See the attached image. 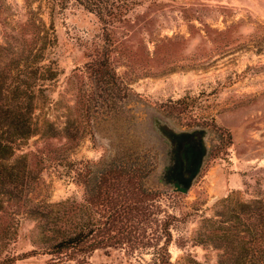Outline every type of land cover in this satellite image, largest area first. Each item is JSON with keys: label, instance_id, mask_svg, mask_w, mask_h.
Masks as SVG:
<instances>
[{"label": "rangeland", "instance_id": "rangeland-1", "mask_svg": "<svg viewBox=\"0 0 264 264\" xmlns=\"http://www.w3.org/2000/svg\"><path fill=\"white\" fill-rule=\"evenodd\" d=\"M104 1L125 8L108 26L75 0H0V74L32 84L34 93L37 132L18 141L14 153L26 156L35 176L28 203L85 208L78 173L108 148L88 110L90 61L110 38L111 64L139 95L136 106L212 130L191 187L163 190L155 202L158 221H170L173 264H215L218 249L194 240L204 218L228 193L264 196V0ZM221 131L231 143L210 157ZM41 242L38 219L9 205L0 217V258ZM156 250L97 248L88 262L150 264ZM47 258L38 252L14 264H47Z\"/></svg>", "mask_w": 264, "mask_h": 264}, {"label": "trees", "instance_id": "trees-1", "mask_svg": "<svg viewBox=\"0 0 264 264\" xmlns=\"http://www.w3.org/2000/svg\"><path fill=\"white\" fill-rule=\"evenodd\" d=\"M109 25L124 9L114 1L75 0ZM102 1V2H101ZM108 46L91 58L93 89L89 114L113 139L98 160H87L78 181L84 186L85 208L29 205L34 174L24 154L15 157L19 142L37 132L32 119V84L14 83L0 74V217L9 205L14 212L38 219L41 245L21 253L48 255L47 264H89L88 255L97 248L156 246L150 264H173L168 250L172 240L170 221H158L160 205L155 200L163 191L157 183L158 153L145 139L132 132L131 120L139 96L123 83L110 61ZM2 73V72H0ZM123 129V131H121ZM144 136V135H142ZM213 138L214 157L231 143L223 131ZM19 141V142H18ZM212 214L206 216L194 238L219 251L215 264H264V196L243 199L228 193ZM3 233L6 232L1 227ZM11 232V231H10ZM20 256L5 255L0 264H14Z\"/></svg>", "mask_w": 264, "mask_h": 264}, {"label": "flooded vegetation", "instance_id": "flooded-vegetation-1", "mask_svg": "<svg viewBox=\"0 0 264 264\" xmlns=\"http://www.w3.org/2000/svg\"><path fill=\"white\" fill-rule=\"evenodd\" d=\"M163 114L153 108L152 106L139 107L136 106L132 116V132H136L140 137L145 139L147 143L152 147V150L158 153L159 164L157 173V183L163 190H176L182 191V188L195 180L200 167L203 165L206 153L208 139L212 133L211 128L206 125L199 123H186L180 124L178 122H171L175 125L174 129L177 131H186L188 138L183 139L179 144L170 134L157 130V126L163 124L160 116ZM123 131V129H121ZM94 133L98 138L105 142L107 150L109 149L113 137L111 138L109 130L105 127H101L98 130H94ZM105 133V134H103ZM204 133V136L202 134ZM144 135V136H142ZM204 139L203 144L205 145L204 154L200 162L197 164L188 157L183 158V151L187 150V143L198 142L200 138ZM125 140V138H118ZM190 142V143H191ZM178 164V166L176 165ZM176 168L180 169V177H172V173ZM178 169V170H179Z\"/></svg>", "mask_w": 264, "mask_h": 264}, {"label": "water", "instance_id": "water-1", "mask_svg": "<svg viewBox=\"0 0 264 264\" xmlns=\"http://www.w3.org/2000/svg\"><path fill=\"white\" fill-rule=\"evenodd\" d=\"M161 120L163 121V124L160 126H157V130L159 129L161 132H165L167 134H170L179 144H181V141L183 139H187L188 138V133L186 131H177L174 129L175 125L171 122L170 118L165 116V115H161L160 116ZM202 136H204V133L202 134ZM190 142L193 141L192 139L189 140ZM188 142L187 143V150L185 149L183 151V158L186 159V157H188L189 159H192L193 162L195 163H199L202 155L204 154V149H205V145L203 144L204 139L203 137L200 138L198 140V142ZM178 166V164H176ZM179 167V166H178ZM176 168V170L173 171L172 173V177L177 178H181L180 177V169ZM193 184V182L191 183H187V185L185 187L182 188V191H187L191 185Z\"/></svg>", "mask_w": 264, "mask_h": 264}]
</instances>
